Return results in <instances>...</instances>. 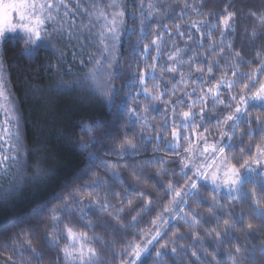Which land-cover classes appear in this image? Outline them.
Returning <instances> with one entry per match:
<instances>
[{
  "label": "trees",
  "instance_id": "1",
  "mask_svg": "<svg viewBox=\"0 0 264 264\" xmlns=\"http://www.w3.org/2000/svg\"><path fill=\"white\" fill-rule=\"evenodd\" d=\"M148 2L149 0H144L145 8H147ZM152 2L157 5L158 9L154 13L156 19L148 22L151 27H146L145 33H140L139 20L134 21L132 16L133 12H136L138 16L137 7L140 0H125L127 5L126 28L128 30L135 29L136 34L129 37L126 33L120 41L118 49L120 76L114 82L118 89L115 97L116 104L127 100L129 107L142 109L143 104L133 101L128 94L129 89L124 85L126 81L138 79V75H135L138 71H151L150 68H146V65L153 64L152 57L157 56L156 47L152 46L151 42L160 36L157 82L161 84V90L165 87L169 89L164 97L166 101L183 98L186 103L176 106L174 116L170 111L171 103L157 102L159 111L149 113L148 126L142 125L144 127L143 135L151 138L152 142L150 143L141 142L140 127L129 130L124 113H119V119H117L112 115V112L116 110L111 109L106 100L89 89L87 85L88 70L93 67L94 59L98 54L97 38H93L91 31L85 30L79 34V31L75 29L73 33L79 38L65 33L52 32L50 33V43H40L38 55L34 59H28L22 54L24 45L21 42V33H7L5 39L0 41V56H2L5 66V95L9 98L5 101L6 106L14 108L18 115V128L23 145L20 148L21 159L29 174L34 173L37 167L52 173L49 180L40 183L28 182L24 185L23 190L12 199L0 202V264H27L29 253L24 252L21 256L23 249L17 244H23L24 240L29 238L28 233L31 234L33 245L42 253V260L39 264H64L59 250L50 247L46 239L48 229L52 226L49 209L60 202L58 197L73 191L77 186L83 187L85 193L92 191L87 187L94 177L88 171L86 153H81L78 150L77 145L72 142V138H76L78 141L82 123L96 120H100L102 123V127L94 133L97 141L95 151L98 156L96 164L99 165L102 160H108L117 165L128 166L121 168L119 182L109 179L108 186H102L94 194L101 203L111 205L110 211L113 214L123 206L124 210L120 214L121 222L117 223L98 207H94L88 212V221L94 225L91 231L85 227L86 222L80 220L79 213H75L71 217L64 215L63 219L65 223H70L77 230L89 231L90 236L92 232H95L102 238L95 243L98 252L97 264H120V258L123 255L122 249L129 243H143L149 239L150 230L152 233L155 230L152 222L161 214L168 221L163 226L164 231L168 233L166 239L170 246H175L178 250V254L170 259L168 264H215L213 256L216 260L225 261L228 253L234 252L235 244L251 246L241 229L248 222L254 224L261 222L252 217L253 209L250 201L244 203L229 201L221 192L218 198L222 206L217 205L210 211L209 209L213 205L212 191L204 181H200L198 197L189 196L188 202L180 206L183 211L179 213L180 215L187 213L189 217L197 216L199 223L187 224L183 220L172 219L170 214L164 213V209L169 206V201L172 199V194L168 193V184L171 183L174 187L183 188L186 191L188 183L181 173L180 158L167 145L172 141L173 121L175 120V124L178 126L181 119L179 114L182 111H187V104L191 103V99L183 95L185 91L191 92L193 88L210 87L225 77L226 73L227 79H233L231 65L236 63L235 52H240L244 61L251 62L250 66L246 64L240 69L245 72L258 67L260 60L264 59V29L260 27L254 17L249 15L250 11L264 12V0H203V5H201V0H152ZM185 3L197 7L201 14L197 15L196 12H193L192 7H185ZM228 3L232 5L230 10L237 13L235 30L227 33L224 37V40L231 42L233 46L231 49L221 44L219 29H214L211 38H209L203 29L202 32H196L190 27L194 20L210 19L215 23V19L206 14L220 13ZM165 25H167V29H165ZM177 25L184 36L178 34ZM254 30L257 32V37L253 40L251 33ZM189 33L193 37L191 40L188 39ZM138 38L137 52L142 50L144 44L150 45L149 54L145 59L133 55L131 45L135 44ZM200 39H203V47H199L196 43ZM210 44L215 46L216 53L210 50ZM221 47H224L222 54L219 52ZM176 48L183 50L180 54L181 59L187 60L190 56H194V60L190 64L179 66L180 71L185 74L191 73L192 79L200 78L205 82L210 81V83L194 85L188 81L187 88L178 86L176 94H171V85L179 79V72H165L161 78L159 66L174 63L168 59V56L173 54ZM257 52L261 53L260 57H257ZM61 53L63 54L62 60L58 59ZM90 56L93 57L92 61L89 60ZM81 60L84 61L83 64H81ZM216 61H219L218 66L215 64ZM56 64L60 66L62 75H58L50 67V65ZM209 64H213L212 73L207 72ZM197 67L204 69L203 73L197 72ZM69 68L72 70L71 74H68ZM185 78L187 80V75ZM61 79L78 81L79 84L71 93H58L55 88ZM148 83L151 87L153 81L149 79ZM239 93V87H234L231 93L222 88L221 99L227 103L230 95ZM198 95L199 91H197ZM139 100L143 101V97L141 96ZM199 107L197 105L192 110L199 111ZM212 108L213 106L209 102L206 109L208 120L204 126L210 128L211 134L208 135V138L218 140L215 119H223L228 109L217 104L214 110L208 111ZM124 111L126 112L127 109ZM0 117L6 118L3 108L0 109ZM165 121H167L166 127ZM196 123L201 122L197 119ZM11 128L15 132L16 125H12ZM241 128L243 131H247L243 125ZM157 133H162L159 141L156 140ZM126 134L134 137L138 149L135 154L129 153L121 158L116 149L118 144L123 142ZM240 139L238 134L232 142L236 145L235 151L227 150L228 155L239 158ZM243 139L247 152L249 141L246 136ZM258 142H260V137L256 135L251 140V146L254 148ZM179 151L181 155H185L183 148H180ZM161 160L166 163H159ZM133 168H136L137 174L142 176V183H138L132 176ZM93 171H98L106 179L110 175L103 168L93 169ZM15 172V168H11L7 175L0 172V189L7 187L13 180ZM188 175L191 176V172ZM250 187L251 185H247L245 190ZM140 193H144V195H140ZM127 200L133 201L131 206L127 204ZM148 200H151L150 206L141 211V206ZM85 206H87V201H85ZM137 212L140 215L133 222L132 217ZM241 215L244 217L243 222L238 221ZM229 217L238 221V227L230 229L223 241L218 243L215 240V231L223 234V221ZM121 223L124 225L123 227H121ZM214 229L215 231H213ZM141 230H143V234ZM21 233L25 235L21 236ZM61 233H63L62 225ZM173 233H176V237H173ZM255 236L264 241V231L254 234V238ZM66 242V240L62 241V243ZM194 249L198 252L200 260L192 256ZM9 257H12V260H9ZM124 258L127 259V256ZM143 260L152 264L149 256H145ZM32 264H37V261L33 259ZM257 264H264L259 253L257 254Z\"/></svg>",
  "mask_w": 264,
  "mask_h": 264
},
{
  "label": "snow or ice",
  "instance_id": "2",
  "mask_svg": "<svg viewBox=\"0 0 264 264\" xmlns=\"http://www.w3.org/2000/svg\"><path fill=\"white\" fill-rule=\"evenodd\" d=\"M201 5H203V0H201ZM185 7L192 6L185 3ZM230 8H232V5L228 3L220 13H207V16L215 19V23L210 19L194 20L191 22L190 27L195 29L196 32H202L203 29L209 38H211L214 29H219L221 44L231 49L233 47L231 42L224 40V37L227 33L235 30V17L237 13L234 10H230ZM61 9H64V11L61 17L63 23L59 25L60 30H63L64 24L68 23L69 17L74 21L75 16L79 15L80 12H83L88 17V23L82 24L80 26L81 29H91L99 25L100 30L92 33L97 38L96 47L98 54L94 59L93 67L88 70L87 85L94 94L106 100L111 109L116 110L112 112L113 116L119 119V113H124L129 130L140 127L141 142H152L151 138L143 135V126H148L149 113L159 111L157 102L163 104L171 103L170 111L175 116L176 106L184 105L186 101L183 98L176 101H166L164 99L169 89L165 87L161 90V84L157 82L158 77L156 73L160 52V36H157L151 42V45L156 47L157 56L152 57L153 64L150 66L146 65V68H150L151 71H138L135 74L138 75V79L134 78L126 81L124 85V87L129 89L128 94L131 99L138 104H143L142 109L129 107L127 100H122L120 104L115 103L118 89L114 82L120 76V72L118 71L120 41L126 33L129 37L136 34L135 29L128 30L126 28L127 5L124 3V0H108L107 4L103 7L95 2V0L88 7L84 6V0H0V41L5 39L7 33H21V42L24 45L22 54L28 59H34L38 55V45L40 43H50L51 34L48 32L46 25L48 22H57ZM155 11H158L157 5L152 0H149L147 8H145L144 0H140L137 7L138 16L136 12L132 13L134 21L136 19L139 20L141 25L139 29L140 33H145L146 27H151V24L148 22L156 19L154 15ZM192 11L196 12L197 15L201 14L197 7H192ZM249 15L254 17L260 27L264 29V12L257 13L250 11ZM14 16L16 22H14ZM74 27V23L69 26V35L79 38L72 31ZM164 27L167 29V25ZM176 28L178 34L184 36V33L179 31V25ZM251 37L253 40L257 37L255 30L251 33ZM192 38L191 33H189L188 39L191 40ZM138 43L139 38L135 44L131 45L133 55H138L141 59L147 58L150 45L144 44L142 50L137 52L136 44ZM196 43L199 47H203V39L196 41ZM209 48L213 53H216L217 49L214 45L210 44ZM182 51V49L176 48V51L168 56L170 61H174L173 64L159 66L161 78L165 72H179V79L171 85L170 91L172 95L176 94L178 86L187 88L188 81L194 85L210 83V81L205 82L200 78L192 79L191 73L185 74L180 71L179 66L190 64L194 60V56H190L187 60L181 59L180 54ZM219 52L222 54L224 47H221ZM234 55L236 63L231 65V76L233 79H227L226 73L225 77H222L210 87L193 88L191 92L185 91L183 94L191 99V103L187 104V111H182L179 114L181 117L179 125L176 126L175 120L173 121L174 126L171 130L172 141L167 147L173 149L181 160V173L185 180L188 181L186 185L187 190L176 188L169 183L168 193L172 194V199L169 201V206L164 209V213L170 214L172 219H180L187 224L199 223L197 216L189 217L187 213L183 215L179 213L183 211L180 206L188 202L187 198L189 196L192 198L198 197L201 187L200 181H204L206 186L211 187L213 205L210 207V211L217 205L222 206L218 198L221 192H223L225 198L229 201L239 203L250 201L253 209L251 213L252 217L261 222L259 224L248 222L241 229L250 241L251 246L237 243L234 245V252L230 251L225 261L216 260L215 256H213V259L215 260V264H245V262L247 264H257L258 253L260 258L264 260V241L259 240L258 236L254 238V234L264 231V78H261V76H264V59L260 60L258 67L245 72L240 69L246 64L250 66L251 62L244 61L240 52H235ZM260 56L261 53L257 52V57ZM62 58L63 54L61 53L58 59L62 60ZM89 60L92 61L93 57L90 56ZM83 63L84 61L81 60V64ZM215 64L218 66L219 61H216ZM50 67L58 75H62L58 64L50 65ZM71 71V68H69L68 74H71ZM196 71L203 73L204 69L197 67ZM4 72V61L2 56H0V98L7 101L9 98L5 95ZM207 72H213V64L208 65ZM186 75L187 80L185 78ZM149 79L153 81L151 87L148 83ZM78 84V81H65L61 79L57 83L55 91L58 93H71ZM234 87H239L240 93L230 95L229 102L226 103L221 99V89L225 88L231 93ZM197 91H199L198 96ZM141 96L143 97V101L139 100ZM193 97L195 98L193 99ZM209 102H211L213 108L208 111L214 110L217 104L228 109L223 119H215L216 134L219 139L214 142H209L208 135L211 134L210 128L204 126V123L208 120L206 109ZM197 105L200 106L199 111L193 112L192 109ZM0 108H3L6 115L5 126L3 129H0V142H6L9 145L7 149H4L3 144L0 143V172L7 175L11 168L16 169L13 180L7 187L0 189V202H7L21 192L26 183L47 181L52 177V173L40 167H37L34 173H28L20 156V148L23 145L20 140L18 115L14 108H8L4 105H0ZM125 109H127L126 112L124 111ZM197 119L201 123L197 124ZM104 123H107V121H104ZM164 123L166 127L167 121ZM253 124H255V127H253ZM12 125H16L15 132L12 131ZM242 125L247 131L242 130ZM101 127L102 123L100 120L82 123L79 140L77 141L76 138H72V142L77 145L78 150L81 153H86L88 171L94 177L87 187L92 191L85 193L83 187L77 186L73 191L66 193L62 197H58L57 199L60 202L49 209L52 226L48 229L46 239L50 247L59 250L64 264H97L98 252L95 243L102 238L95 232H92L91 236L89 235V231L94 227L92 222L88 221V212L91 209L98 207L101 211L111 216L117 223L121 222L120 214L124 210L123 206L118 208L116 213L113 214L110 211L111 205L101 203L94 195L97 189H100L102 186H108L109 179L119 182L121 179V168L128 167L127 165H117L108 160H102L99 165L96 164L98 156L95 151L97 141L94 133ZM186 131L190 134L184 135L183 132ZM238 134L241 137L239 142V158L227 154V150L229 149L235 151L236 145L232 142ZM256 135H259L260 142L256 143L253 148L251 140ZM161 136L162 133H157L156 140L159 141ZM245 136L249 141L247 152L244 147L243 137ZM181 141L187 143V147L183 148V153L187 155H181L179 151ZM137 149L138 144L134 137L126 134L123 142L118 144L116 151L123 158L124 155L129 153L135 154ZM159 163L164 164L166 161L161 160ZM97 168H103L106 172L110 173L109 177L106 179L98 171H93V169ZM189 172H191V176L188 175ZM132 176L138 183L143 182V178L137 174L136 168L132 169ZM247 185H251V187L245 190ZM140 195H144V193H140ZM85 201H87V206H85ZM132 203V200H127L129 206ZM150 204L151 200H148L141 206V211L147 209ZM75 213L80 214V220L86 222L85 227L89 231L77 230L70 223L64 222V215L71 217ZM139 215L140 213L137 212L132 217V221L135 222ZM243 220L244 217L241 215L238 221L243 222ZM238 221L232 220L231 217L224 220L223 234L215 231V229L213 230L215 231V240L218 243L222 242L230 229L238 227ZM152 223L155 229L154 233L150 230L149 239L143 243H129L123 248L120 264H141V262L148 264L147 261L143 260L145 256L151 258L152 264H168L169 260L178 254L177 248L170 246L169 241L166 239L168 233L164 231L163 226L168 221L164 219L163 214L153 220ZM61 225L63 226V233H61ZM123 226L121 223V227ZM141 233L143 234V230H141ZM209 234L211 235V233ZM20 235L23 236L25 234L21 233ZM30 235L28 233L29 238L24 240L23 244H17V246L23 249L21 256H23L24 252L29 253L27 264H32L33 259L39 264L42 260V253L33 245ZM172 235L176 237V233ZM65 240L67 242L62 243ZM125 256H127V259L124 258ZM192 256L196 257L197 260L201 259L195 249L192 251ZM9 260H12V257H9Z\"/></svg>",
  "mask_w": 264,
  "mask_h": 264
},
{
  "label": "rangeland",
  "instance_id": "3",
  "mask_svg": "<svg viewBox=\"0 0 264 264\" xmlns=\"http://www.w3.org/2000/svg\"><path fill=\"white\" fill-rule=\"evenodd\" d=\"M91 2H93V0H84V6L88 7V5ZM95 2L99 3L101 5V7H103L104 5L107 4L108 0H95ZM124 3H125V0H124ZM63 11H64V9L60 10V16L57 17V22H48V24L46 25L49 33H52V32L55 33L56 32V33L69 34V32H68L69 26L72 25L73 23L75 24V27L72 29V31L74 32V30L77 29L79 31V34L84 32L85 30L86 31H91V33H95L98 30H100L99 25H97V27L91 28V29H81L80 26L82 24H87L88 23V17L83 12H80L79 15H76L74 21L72 20L71 17H69L68 23L64 24L63 30H60L59 25H60V23H63V21L61 20ZM14 22H16L15 16H14ZM101 23H102V21H101ZM92 36H93V38H96V36H94V35H92ZM209 100H210V98H209ZM6 104H7L6 101L3 98H0V105H4L5 107H7ZM193 112H198V111L193 110ZM4 121H5V118L0 117V129H3V127L5 126L4 125ZM183 134L184 135H189L190 133L186 131V132H183ZM214 141H216V140L209 139V142H214ZM0 143L3 144V148L4 149H7L8 146H9L8 143H6V142H0ZM184 147H187V143L181 141V148H184ZM185 155H187V154L185 153Z\"/></svg>",
  "mask_w": 264,
  "mask_h": 264
}]
</instances>
